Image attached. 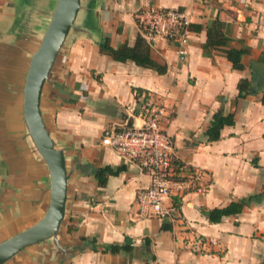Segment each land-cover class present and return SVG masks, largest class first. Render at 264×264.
Listing matches in <instances>:
<instances>
[{
  "label": "crops",
  "instance_id": "crops-1",
  "mask_svg": "<svg viewBox=\"0 0 264 264\" xmlns=\"http://www.w3.org/2000/svg\"><path fill=\"white\" fill-rule=\"evenodd\" d=\"M56 0H0V241L46 211L49 176L28 136L22 85ZM171 8L189 14L186 54L173 41H147L133 13ZM218 22L228 37L205 46ZM139 47L162 67L115 59L101 50ZM243 50L232 67L227 48ZM246 79L251 91L238 94ZM264 0H79V8L41 88L40 111L66 170L64 216L55 234L2 264H264ZM163 107L160 126L172 158L202 173L201 193L172 198L180 219L139 216L134 192L147 174L100 144L118 128L124 106L138 123L141 105ZM232 114L217 140L204 131L213 112ZM109 168L103 183L95 169ZM255 195L234 214L210 222L204 212Z\"/></svg>",
  "mask_w": 264,
  "mask_h": 264
},
{
  "label": "built area",
  "instance_id": "built-area-1",
  "mask_svg": "<svg viewBox=\"0 0 264 264\" xmlns=\"http://www.w3.org/2000/svg\"><path fill=\"white\" fill-rule=\"evenodd\" d=\"M133 17L145 40L164 37L176 44L179 57L186 54L190 18L185 10L151 6L136 10ZM139 107L138 123L130 122L133 108L126 105L120 126L102 128L99 141L147 174L148 185L134 192L138 215L166 218L175 224L180 216L172 198L185 192H204L207 184L202 181L200 171L173 160L171 141L160 126L163 107L158 104Z\"/></svg>",
  "mask_w": 264,
  "mask_h": 264
},
{
  "label": "water",
  "instance_id": "water-1",
  "mask_svg": "<svg viewBox=\"0 0 264 264\" xmlns=\"http://www.w3.org/2000/svg\"><path fill=\"white\" fill-rule=\"evenodd\" d=\"M79 0H56L40 41L30 54L22 85V114L30 137L49 176V200L44 214L32 225L0 241V264L27 246L52 237L64 216L66 170L62 150L55 147L39 107L41 88L60 47L74 26Z\"/></svg>",
  "mask_w": 264,
  "mask_h": 264
},
{
  "label": "trees",
  "instance_id": "trees-1",
  "mask_svg": "<svg viewBox=\"0 0 264 264\" xmlns=\"http://www.w3.org/2000/svg\"><path fill=\"white\" fill-rule=\"evenodd\" d=\"M190 25L188 26L189 29ZM143 38V37H142ZM228 42V37H226L220 30V25L218 22L211 23L208 28L206 29V42L205 46H223ZM129 48L126 46L119 47L117 49H111L107 43L104 41V43H101L100 49L107 51L110 53L115 59L118 60H125V59H131L134 62L140 64V65H147L151 66L156 71H162V67H159L158 65L152 63L148 56L145 53H142L139 51V47ZM225 56L232 64V67L240 69L242 66L239 62L240 55L244 53L243 50L240 49H234V48H227L224 50ZM237 89L238 94L241 95V92L248 93L251 91L250 82L246 79H240L237 82ZM262 102H264V97L262 98ZM232 124V114H222L219 110L215 111L211 115V119L208 123V126L206 127L204 131V135L206 137L207 141H214L217 140L220 136V129L224 125H230ZM94 175L97 178L99 183H103L105 179V175L107 173H110L109 168H101V169H95ZM255 195H250L248 197L242 198L237 200L236 202H230L225 207L222 208H213L210 210H206L204 212L206 218L210 222H216L219 221L220 218L224 215H230L238 212L242 205L246 204L248 200H251L254 198Z\"/></svg>",
  "mask_w": 264,
  "mask_h": 264
}]
</instances>
